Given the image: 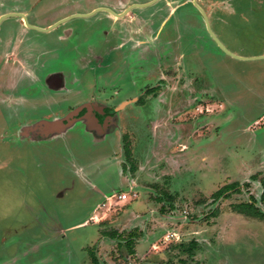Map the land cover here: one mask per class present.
Wrapping results in <instances>:
<instances>
[{
    "label": "rangeland",
    "instance_id": "374dc122",
    "mask_svg": "<svg viewBox=\"0 0 264 264\" xmlns=\"http://www.w3.org/2000/svg\"><path fill=\"white\" fill-rule=\"evenodd\" d=\"M204 5L231 52L264 56V0ZM193 19L195 57L203 48L213 53L201 71L226 86L225 107L201 100L192 110H166L154 119L147 106L132 105L127 112L137 114L103 140L80 125L34 141L0 133V264H94L92 252L100 264H264V219L240 206L253 196L264 210V58L233 57L203 38L198 13ZM195 76L182 80L196 82ZM122 171L136 181L138 197L117 195L109 205L106 196L131 189ZM235 183L240 191L222 195ZM132 231L134 253L124 241ZM169 231L185 246L196 242L195 254L176 237L164 242Z\"/></svg>",
    "mask_w": 264,
    "mask_h": 264
},
{
    "label": "flooded vegetation",
    "instance_id": "af4514ba",
    "mask_svg": "<svg viewBox=\"0 0 264 264\" xmlns=\"http://www.w3.org/2000/svg\"><path fill=\"white\" fill-rule=\"evenodd\" d=\"M204 4L0 0V115L5 117L0 133L34 141L80 125L93 139L103 140L122 131L120 122L129 114H137L127 112L132 105H145L151 117L160 119L163 111L178 115L192 110L193 104L200 106L201 100L225 102L226 86L201 71L205 57L213 53L204 48L201 57L194 53L200 41L193 15L198 13L205 22L203 38L214 39ZM189 73L199 78L197 83L182 80ZM174 77L179 78L172 81ZM166 104L171 107L165 109ZM57 123L66 126L58 129ZM166 138L164 131L158 142ZM123 177L130 188L136 186L134 179ZM182 240L177 234L174 241Z\"/></svg>",
    "mask_w": 264,
    "mask_h": 264
},
{
    "label": "trees",
    "instance_id": "16d2710c",
    "mask_svg": "<svg viewBox=\"0 0 264 264\" xmlns=\"http://www.w3.org/2000/svg\"><path fill=\"white\" fill-rule=\"evenodd\" d=\"M125 153H126L127 158L130 159V157H131V148H130L129 143L125 144ZM132 167L135 169L134 165H132ZM262 181H263V184H264V180H262ZM237 184L238 183H235L234 185L229 186V188H231V187H233V186H235ZM232 189H234L235 191H240L241 190L240 188H235V187H233V188H231L229 190H228V188H226V189L223 190L222 195L229 196L230 193L232 192ZM262 200H264V193L262 194ZM240 206L243 207L242 211L245 212L246 214L255 216V217L260 218V219H264V210H262L257 205V199L255 197L252 196L251 200L244 201L243 203H240ZM115 233L116 232L110 233V235L112 237H114L116 235ZM137 236H138V233L132 231V232H130L128 234V236L124 237V241L128 245L131 253L135 252L134 245H135V239L137 238ZM121 237H123V236H121ZM179 245L182 248V250L187 251L190 255H194L195 254V247H197V243L196 242L192 241L188 246H185L184 244H181V243ZM92 259L94 261V264H100L96 254L92 253Z\"/></svg>",
    "mask_w": 264,
    "mask_h": 264
},
{
    "label": "built area",
    "instance_id": "2783aa9c",
    "mask_svg": "<svg viewBox=\"0 0 264 264\" xmlns=\"http://www.w3.org/2000/svg\"><path fill=\"white\" fill-rule=\"evenodd\" d=\"M117 195L119 196L120 201H131V200H133V199H135V198L138 197V192L135 190V188H131L129 191H124V192H122L120 194L112 193L111 195L106 196V199H107L109 205H112V199L114 197H116ZM97 218H98V215L97 214H95L94 216H92V219L93 220L94 219H97ZM176 235H177L176 232L169 231L165 235L163 241L167 243V242L171 241L174 237H176ZM154 247L156 248L157 247V244H155Z\"/></svg>",
    "mask_w": 264,
    "mask_h": 264
},
{
    "label": "water",
    "instance_id": "95a60500",
    "mask_svg": "<svg viewBox=\"0 0 264 264\" xmlns=\"http://www.w3.org/2000/svg\"><path fill=\"white\" fill-rule=\"evenodd\" d=\"M203 10V9H202ZM203 13L205 14L206 20H207V26L208 30L211 33L212 37L215 39V41L218 43L220 48H222L224 51H226L228 54L232 55L233 57L239 58V59H257V58H264V56H255V57H247V56H241V55H236L233 52H231L226 45L220 40V38L215 34V32L212 30L208 16L206 15L205 11L203 10ZM58 124V123H57ZM66 124L59 123L57 125L58 129H62V127H65Z\"/></svg>",
    "mask_w": 264,
    "mask_h": 264
},
{
    "label": "crops",
    "instance_id": "0c3cea01",
    "mask_svg": "<svg viewBox=\"0 0 264 264\" xmlns=\"http://www.w3.org/2000/svg\"><path fill=\"white\" fill-rule=\"evenodd\" d=\"M131 188H134V187H131ZM93 216H94V215H93ZM91 219H92V216H91ZM86 222H88V221L86 220ZM86 222H85V223H86Z\"/></svg>",
    "mask_w": 264,
    "mask_h": 264
}]
</instances>
